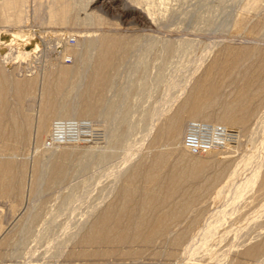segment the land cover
<instances>
[{"label": "rangeland", "instance_id": "1", "mask_svg": "<svg viewBox=\"0 0 264 264\" xmlns=\"http://www.w3.org/2000/svg\"><path fill=\"white\" fill-rule=\"evenodd\" d=\"M0 264H264V0H0Z\"/></svg>", "mask_w": 264, "mask_h": 264}, {"label": "bare ground", "instance_id": "2", "mask_svg": "<svg viewBox=\"0 0 264 264\" xmlns=\"http://www.w3.org/2000/svg\"><path fill=\"white\" fill-rule=\"evenodd\" d=\"M67 68H68V65H67ZM65 71V72H64ZM63 72H64V74H66L67 73V71L66 70H64ZM69 71V70H68ZM63 74V75H64ZM197 93V92H196ZM193 108H196V107H193ZM195 110V109H194Z\"/></svg>", "mask_w": 264, "mask_h": 264}, {"label": "built area", "instance_id": "3", "mask_svg": "<svg viewBox=\"0 0 264 264\" xmlns=\"http://www.w3.org/2000/svg\"><path fill=\"white\" fill-rule=\"evenodd\" d=\"M71 42H73V39H70Z\"/></svg>", "mask_w": 264, "mask_h": 264}]
</instances>
